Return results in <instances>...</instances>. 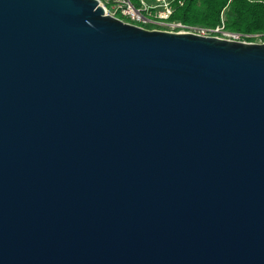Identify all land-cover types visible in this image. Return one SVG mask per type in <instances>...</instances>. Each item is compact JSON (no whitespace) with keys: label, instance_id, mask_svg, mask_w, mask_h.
<instances>
[{"label":"water","instance_id":"obj_1","mask_svg":"<svg viewBox=\"0 0 264 264\" xmlns=\"http://www.w3.org/2000/svg\"><path fill=\"white\" fill-rule=\"evenodd\" d=\"M0 264H264V43L0 0Z\"/></svg>","mask_w":264,"mask_h":264},{"label":"trees","instance_id":"obj_2","mask_svg":"<svg viewBox=\"0 0 264 264\" xmlns=\"http://www.w3.org/2000/svg\"><path fill=\"white\" fill-rule=\"evenodd\" d=\"M172 18L204 27L225 24L230 31L258 34L264 41V0H181L175 3Z\"/></svg>","mask_w":264,"mask_h":264},{"label":"built area","instance_id":"obj_3","mask_svg":"<svg viewBox=\"0 0 264 264\" xmlns=\"http://www.w3.org/2000/svg\"><path fill=\"white\" fill-rule=\"evenodd\" d=\"M104 8L105 14L114 16L139 27L181 33H195L202 36H216L241 42H253L248 38H261V35L244 34L230 31L225 24L217 27H204L186 24L172 17L175 12V3L181 0H98Z\"/></svg>","mask_w":264,"mask_h":264},{"label":"rangeland","instance_id":"obj_4","mask_svg":"<svg viewBox=\"0 0 264 264\" xmlns=\"http://www.w3.org/2000/svg\"><path fill=\"white\" fill-rule=\"evenodd\" d=\"M253 42H255V43H264L262 38H258V39H256V41H253Z\"/></svg>","mask_w":264,"mask_h":264}]
</instances>
